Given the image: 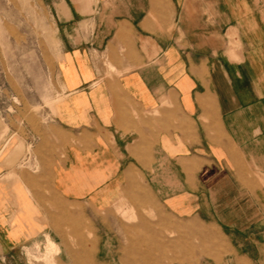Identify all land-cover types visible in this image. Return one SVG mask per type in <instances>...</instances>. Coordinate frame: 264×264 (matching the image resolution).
I'll return each instance as SVG.
<instances>
[{"label": "crops", "instance_id": "crops-1", "mask_svg": "<svg viewBox=\"0 0 264 264\" xmlns=\"http://www.w3.org/2000/svg\"><path fill=\"white\" fill-rule=\"evenodd\" d=\"M51 1L64 95L39 168L0 160V244L54 233L68 203L94 231L72 264H166L190 220L264 225V188L239 180L248 165L264 174L260 0ZM239 193L251 221H239ZM246 241L224 264H264V234Z\"/></svg>", "mask_w": 264, "mask_h": 264}, {"label": "rangeland", "instance_id": "rangeland-1", "mask_svg": "<svg viewBox=\"0 0 264 264\" xmlns=\"http://www.w3.org/2000/svg\"><path fill=\"white\" fill-rule=\"evenodd\" d=\"M245 1L241 0L246 6L256 4V0ZM258 9L264 14V0H260ZM230 34L234 40V33ZM230 34L229 54L234 57L241 43L231 48ZM62 48L60 23L51 0H0V160L6 158L13 164L14 159L23 169L39 168V153L51 144L49 133L55 107L64 95L57 70ZM248 167L245 176L239 179L244 189H252L253 184L264 188V174L254 173ZM251 200L250 194L239 193V221H251L252 211L246 209ZM76 207L68 203L67 221L53 225L52 234L43 233L16 249H5L0 244V264H72L76 249L82 248L83 240L84 245L90 244L94 233L86 215L77 218ZM118 211L134 219L127 215L129 212ZM147 214L155 223L157 217L151 212ZM260 218L264 219L262 210ZM189 228L195 233L189 232ZM253 233L264 234V225L236 228L223 224L219 218L181 222L179 252L164 261L166 264H224L234 250L251 249L252 243L246 237ZM49 237L58 242L60 252L50 249ZM237 238L239 241H234ZM157 245L164 246L166 253L174 249L168 242ZM66 251L73 259L60 256Z\"/></svg>", "mask_w": 264, "mask_h": 264}, {"label": "bare ground", "instance_id": "bare-ground-1", "mask_svg": "<svg viewBox=\"0 0 264 264\" xmlns=\"http://www.w3.org/2000/svg\"><path fill=\"white\" fill-rule=\"evenodd\" d=\"M48 243H49V246H50V249H52L53 251L54 250H57L58 252H60V246L59 244L51 237L48 238ZM49 251V249H48ZM52 252V251H51ZM56 252V251H55ZM49 259V258H48ZM47 259V260H48Z\"/></svg>", "mask_w": 264, "mask_h": 264}]
</instances>
